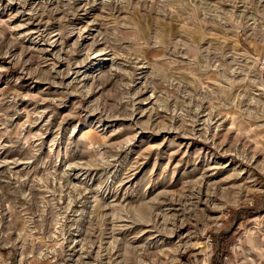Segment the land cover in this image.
<instances>
[{
	"label": "rangeland",
	"instance_id": "374dc122",
	"mask_svg": "<svg viewBox=\"0 0 264 264\" xmlns=\"http://www.w3.org/2000/svg\"><path fill=\"white\" fill-rule=\"evenodd\" d=\"M0 264H264V0H0Z\"/></svg>",
	"mask_w": 264,
	"mask_h": 264
}]
</instances>
